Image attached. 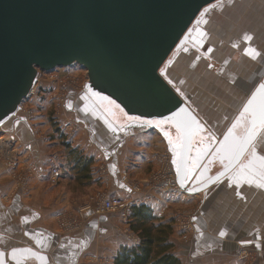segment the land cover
Masks as SVG:
<instances>
[{
	"label": "crops",
	"instance_id": "crops-1",
	"mask_svg": "<svg viewBox=\"0 0 264 264\" xmlns=\"http://www.w3.org/2000/svg\"><path fill=\"white\" fill-rule=\"evenodd\" d=\"M238 6L241 21H244L242 31L226 33L213 23L215 12L233 11ZM192 31L196 49L183 47L171 62L183 63L193 72L204 58L205 77L213 75L230 83L231 88L227 93L221 92L220 85L216 86V80L211 79V89H196L188 95L181 93L209 130L227 128L252 90L264 79V7L258 0H223L207 10ZM216 36L221 39L217 41ZM246 36L251 39H245ZM235 65L242 68L238 74L232 71ZM176 81L179 83L174 82V85L185 86L181 80ZM210 100L216 103L211 110L204 111L202 106ZM92 104L86 90L81 95L71 94L67 99V110L69 113L73 110L79 117L78 124L83 126L75 144L71 141L68 145L84 158L92 159L94 166L106 164L112 181L109 186H105L106 178L95 173L98 170L93 168L91 185L88 189L81 187L86 179L80 176L79 170L70 167L75 158L66 152L63 156L41 155L28 159L26 167L31 169L32 178L27 188L22 187L12 179L21 173L26 161L15 135L20 131L22 146L28 148L31 140L27 134L33 125L16 116L0 127V134L9 135L0 137L2 264H102L105 261L115 264L123 249L138 246L140 240L131 231L129 222H123L118 214L92 216L89 212L91 217H85L84 210L97 205L102 196L136 201L134 208L144 206L161 221L172 222L170 242L181 264H248L239 258L243 250L256 252L259 259L254 264H264V188L247 183L251 174L242 175L240 170L222 184L196 196L181 190L159 192L149 185V177L160 166L162 156L169 152L166 133L161 131L164 126L141 128L118 109L108 114ZM208 113L213 117L207 116ZM8 137L13 142L7 141ZM259 142L260 139L255 144V153L264 157V142L258 146ZM43 147L40 152L44 151ZM169 158L172 160L171 156ZM250 159L251 155L246 165ZM13 160L18 161V167L17 164L9 167ZM54 167L60 168L62 174L58 186L51 185L57 182L51 178ZM130 175L133 177L127 178ZM256 179L259 182V178ZM126 180L130 187L125 186ZM71 186L83 190L74 191ZM68 208L79 216L75 222L78 230L70 231L60 224L61 212ZM180 212L194 216L195 235L188 244L182 241L173 219ZM221 232L225 235L221 236Z\"/></svg>",
	"mask_w": 264,
	"mask_h": 264
},
{
	"label": "water",
	"instance_id": "water-1",
	"mask_svg": "<svg viewBox=\"0 0 264 264\" xmlns=\"http://www.w3.org/2000/svg\"><path fill=\"white\" fill-rule=\"evenodd\" d=\"M221 1L0 0V127L17 116L40 73L77 65L87 72L92 105L118 109L141 128L170 126L178 145L190 142L178 155L166 137L182 192L196 196L222 184L251 153L236 157L226 145L243 135L244 108L264 80L217 140L164 68L176 51L196 47L192 28Z\"/></svg>",
	"mask_w": 264,
	"mask_h": 264
},
{
	"label": "rangeland",
	"instance_id": "rangeland-1",
	"mask_svg": "<svg viewBox=\"0 0 264 264\" xmlns=\"http://www.w3.org/2000/svg\"><path fill=\"white\" fill-rule=\"evenodd\" d=\"M258 3L262 5V7H264L263 5V0H258ZM237 6V5H236ZM231 10V9H230ZM226 10L225 12L223 11L221 14H218L217 12H215V14H213V19L215 22H213L215 25H218L220 27H222V29H224V31L227 33L229 31L233 32H237V31H242V29L244 28V21H241V17L240 14L238 12L239 10V6L238 9H234L233 11L231 10ZM213 28H216L215 26H213ZM193 29V28H192ZM251 29V28H250ZM217 41L221 39V37L216 36ZM224 47V46H223ZM205 51V50H204ZM202 52L204 55L205 52ZM225 53H227V55L229 54L228 49H226ZM178 54V51H176L175 53H173L172 58H174L176 55ZM198 54V53H197ZM223 54V53H222ZM196 56V54L194 55ZM171 58V60H172ZM222 58V57H221ZM183 59V58H182ZM179 61H181V59H179ZM178 61V62H179ZM206 62V59L202 58L201 61L198 62V66H197V70L193 71V72H189V70L187 69V66L185 64H177V62H171L170 64H166L164 66V68L166 67L167 72H168V76L169 78L172 80V82H177L178 80H181L183 83H185V89L184 87L178 86L177 83H175V88L178 90H182V93H185L186 95L192 93H195L196 89H211L209 87V83H213V81L211 79L216 80L214 83L216 86L220 85V89L221 92H228L229 89L231 88L230 83L226 82V81H222L219 80L217 78H215L213 75H209L208 73V78L205 77L206 75V69L204 68V64ZM242 68L238 67V65H235L234 69L232 70L235 74H238L241 72ZM213 73V72H212ZM56 74V75H53ZM61 78L62 80L66 81L68 84V88L70 90V92L68 93L67 98L65 99V102L62 103V105H57L55 103V100H50L51 98H53L54 96H56V94H58V89H53L56 86L52 83V78ZM203 77H204V81H203ZM175 80V81H174ZM196 81V83L194 82ZM263 81V80H262ZM89 83L88 80V75L87 72L79 69L78 67L75 68H70V69H61V70H56L53 73L50 74H45V73H40L39 74V80H38V89H36V94L38 96H42L43 100L41 102H34L36 100V97H32L31 101H28L27 103H25L23 109L21 110V112H19L17 114L18 117H22L24 118L25 115V111L27 109H29L31 106H33V108L36 111V117L34 120L31 121H27L26 119H23L24 121H26L27 123H29L31 126L33 125V128L31 129L30 132H28L27 134V138L28 135L30 137H33L34 139L31 140L28 145V148L23 147V143H22V133L19 131L18 134L15 135V138L18 139L17 140V144H18V148H21L23 154H24V158H25V162H24V166L23 169H21V173H19L18 175L12 176V179L15 180V182L17 184H20L22 187L27 188L29 186L30 180L32 178L31 175V169L29 168V166L26 167L27 165V160L28 159H33V158H40L41 155H47L48 157H53L56 156L57 154H59L60 156L64 155L67 151V144L71 141H73L72 144H75V139L78 138L79 133L82 132L83 130V126H80L77 122V117L78 115L73 112L72 110V114L69 113V111L66 108V103H67V99L69 98V96L71 94H75V95H81L82 93L85 92L86 86ZM196 85V86H195ZM187 89V91H186ZM46 91H48L49 93H46ZM66 92V89H65ZM64 92V94H65ZM187 92V93H186ZM53 101V103L51 102ZM210 100V102L208 104H204V106H202V109L205 110H211L212 106H214V104L216 103L215 101ZM240 112V110H239ZM236 113L237 114H239ZM58 116V120L61 123H65V124H70L72 125L74 128H76L78 130V132L72 136L71 140L67 139V135H65L62 130L60 129V125L57 123V120L55 119V116ZM235 115V116H236ZM207 116H211L210 113L207 114ZM234 116V118H235ZM213 117V116H211ZM79 118V117H78ZM82 128V129H81ZM228 128V127H227ZM216 129L215 131L213 130H209V132H214L215 135L217 136V140L220 139V136L222 137L223 134L225 133L226 129ZM31 134V135H30ZM70 134V133H68ZM3 136H9L8 134L5 133H1L0 137ZM215 136V138H216ZM264 137V135H263ZM9 142H13V139L11 137H8L6 139ZM37 142H36V141ZM78 140V139H77ZM28 141V140H27ZM71 145V144H70ZM1 146V143H0ZM44 146V147H43ZM261 146V141L259 142V145ZM44 149V151L40 152V148ZM72 147V146H71ZM15 146L12 148L14 149ZM20 150V149H19ZM39 152L41 154H39ZM166 155H167V159H169V152L166 151ZM166 155L162 156V160H161V164L160 166L157 167L156 170L152 171V173L150 174L149 177V185H151V187H156V185L158 183H160L163 179L162 176H164L163 174L165 173L166 167H169V161L166 160ZM3 159V158H2ZM171 164H172V160L169 159ZM15 163V164H14ZM13 164V165H12ZM17 164V165H16ZM92 167L91 169L94 170L93 168H96L95 173H98V175L103 176L104 178H106L107 180V184L105 186H109V181L111 184V179H110V174L108 173V168L107 165L104 163H98L97 166H94V161L92 163ZM14 165H16L18 167V161L13 160V162L9 165L10 168L14 167ZM173 167V166H172ZM95 171V170H94ZM130 173V171H129ZM131 176H128L127 178L131 179ZM133 177V176H132ZM126 178V179H127ZM134 179V178H133ZM125 180V179H124ZM127 185L130 187L128 180H126ZM51 183V182H50ZM49 183V184H50ZM58 180L56 183H51V185L53 186H58ZM131 183V182H130ZM75 185V184H74ZM91 184H89V182L86 180V183L84 186L81 185V187H85L88 189V187ZM76 186V185H75ZM75 186H71L72 190H77V188L79 187H75ZM80 190H83L82 188H79ZM72 192V194H76V192ZM137 191H139V189H137ZM24 193H26L25 191H23ZM200 195V194H198ZM105 196H102L98 202H100L101 199H103ZM98 206L95 205L93 208L90 209H83L85 214V217H89V212H91V215L93 216H98L99 214L96 213V207ZM76 211V210H75ZM105 214H111V213H105ZM182 214V218L186 221L192 224L193 227V231L191 232V234H189L188 239L185 240L183 235L181 236L182 241L185 244H188L192 237L195 235V220H194V216L188 217V212H180V213H176L173 217V219ZM185 214V215H184ZM103 215V214H102ZM120 215V214H118ZM79 216L76 215V212H73V210H71V208L65 209L64 211L61 212V217H60V224L63 228L66 229H70V231H75L78 230V226L75 222H77V218ZM91 217V216H90ZM192 217V219H191ZM121 218V217H120ZM130 219H128L129 222ZM175 222V219H174ZM243 258L244 261H246L248 264H254L256 261H258V256L256 255V252H247V250H243L239 256V258ZM258 263V262H257Z\"/></svg>",
	"mask_w": 264,
	"mask_h": 264
},
{
	"label": "trees",
	"instance_id": "trees-1",
	"mask_svg": "<svg viewBox=\"0 0 264 264\" xmlns=\"http://www.w3.org/2000/svg\"><path fill=\"white\" fill-rule=\"evenodd\" d=\"M67 148L69 154L75 158L70 167L79 170L80 176L89 182L92 179L93 160L84 158L68 144ZM129 219L130 229L139 237L140 244L123 249L115 264H181L174 255V245L170 242L172 222L161 221L144 206L134 208Z\"/></svg>",
	"mask_w": 264,
	"mask_h": 264
},
{
	"label": "built area",
	"instance_id": "built-area-1",
	"mask_svg": "<svg viewBox=\"0 0 264 264\" xmlns=\"http://www.w3.org/2000/svg\"><path fill=\"white\" fill-rule=\"evenodd\" d=\"M75 67L82 69L80 66H77V65L69 67V68H64V69H70V68H75ZM57 70H61V69H57ZM51 73H53V72H51ZM45 74H50V73H45ZM53 75H56V74H53ZM38 80H39V77L37 79L36 85L34 86L33 90L31 91L29 97L22 103L19 112H21L25 103H27L28 101H31L33 99L32 97H34V96L36 97V100L34 102L39 103L43 100L42 96L35 95L36 94L35 91L39 87ZM52 83L56 86L53 89H56V90L58 89V94H56V96H54L50 100H55V103L57 105H62V103L65 102V99L67 98L68 93L70 92V90L68 88V84L66 81L62 80L61 78H57V77L52 78ZM65 89H66V92H65ZM64 92H65V94H64ZM46 93H49V92L46 91ZM51 102L53 103V101H51ZM59 114L60 113H58V115L55 116V119L57 120L58 124H61L60 129L62 130V132L65 135L68 136L67 139L71 140L72 136L75 135L78 132V130L70 124L61 123L58 120ZM35 117H36V111L33 108V106H31L29 109H27L25 111L24 119H26L27 121H31V120H34ZM68 133H70V134H68ZM169 159H167V156H166V160L169 161V164H168L169 167L168 166L166 167L165 173L163 174L164 176H162L163 180L156 185V188L158 189L159 192H163V193L180 192V188L176 182V175H175L174 169L172 167L173 165L171 164ZM61 175L62 174H61L60 168L54 167L51 169V178H52L53 182H56L61 177ZM135 205H136V201H133V200L125 201L120 197L113 196V197L103 198L100 200V202H98V206L96 207V213L99 215H102L105 213L120 214L122 221L127 223L128 219L132 215V210L135 207ZM190 216L191 215L188 214V217H190ZM174 219H175V224H176L178 230L181 232V235H183L184 239L187 240L189 234H191V232L193 231L192 224L189 222H186L182 218V214L176 216ZM191 219H192V217H191ZM135 241H137V240H135ZM102 264H109V262L105 261V262H102Z\"/></svg>",
	"mask_w": 264,
	"mask_h": 264
},
{
	"label": "snow or ice",
	"instance_id": "snow-or-ice-1",
	"mask_svg": "<svg viewBox=\"0 0 264 264\" xmlns=\"http://www.w3.org/2000/svg\"><path fill=\"white\" fill-rule=\"evenodd\" d=\"M245 39L250 40L251 37L246 36ZM258 55L259 53H256V56ZM258 99L259 103H257ZM69 107H71V105H69ZM242 119L246 120L247 123L243 135L240 137L233 136L232 143L226 145V148L229 152L234 153L236 157L248 153L251 149V159L248 164L245 165L244 169H242V175L244 173L251 174L252 178L248 179L247 183H256V186L264 188V157H259L255 153V144L258 137H260L261 142H264V137H261V132H264V84L260 85L258 95H253L252 98L248 100L244 108V113L242 114ZM192 123L195 124L196 122L192 121ZM186 127L187 125L182 120L177 121L178 129L183 131ZM178 148L181 150L190 149V142L186 139L184 144L174 145L173 151L179 155V152H177ZM193 167H195V165H193ZM190 171L191 169H187L185 178L188 177ZM257 177L259 178V182H257ZM220 235L223 236L225 233L221 232ZM13 255L15 256V253H13ZM0 256H2V254H0ZM0 264H2V260H0Z\"/></svg>",
	"mask_w": 264,
	"mask_h": 264
},
{
	"label": "flooded vegetation",
	"instance_id": "flooded-vegetation-1",
	"mask_svg": "<svg viewBox=\"0 0 264 264\" xmlns=\"http://www.w3.org/2000/svg\"><path fill=\"white\" fill-rule=\"evenodd\" d=\"M193 30V29H192ZM193 33V31H192ZM196 49V47H194ZM193 48V49H194ZM181 50V49H180ZM178 50V51H180ZM264 80V79H263ZM254 90V89H253ZM252 90V91H253ZM252 93V92H251ZM164 133H166V137L168 138V140L170 141L171 140V146L172 148L174 147V145H178V141H177V134L176 132L170 127V126H165L164 127ZM264 135V132L262 133V137ZM260 139V138H259ZM171 156V154H170ZM172 157V156H171Z\"/></svg>",
	"mask_w": 264,
	"mask_h": 264
},
{
	"label": "bare ground",
	"instance_id": "bare-ground-1",
	"mask_svg": "<svg viewBox=\"0 0 264 264\" xmlns=\"http://www.w3.org/2000/svg\"><path fill=\"white\" fill-rule=\"evenodd\" d=\"M6 125V124H5ZM31 135V134H30ZM28 137L30 138V140H32V139H34L33 137H30L29 135H28Z\"/></svg>",
	"mask_w": 264,
	"mask_h": 264
}]
</instances>
